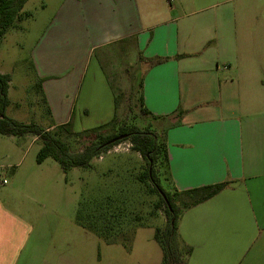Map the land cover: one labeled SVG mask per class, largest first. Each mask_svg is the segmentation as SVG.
Masks as SVG:
<instances>
[{
    "label": "crops",
    "instance_id": "0c3cea01",
    "mask_svg": "<svg viewBox=\"0 0 264 264\" xmlns=\"http://www.w3.org/2000/svg\"><path fill=\"white\" fill-rule=\"evenodd\" d=\"M130 46L138 60H163L141 67L140 94L146 117L157 118L165 190L230 183L180 214L178 240L191 249L186 264H264V0H63L31 52L52 120L44 129L73 114L58 93L59 74H47L55 70L47 58L74 54L76 102L89 57L112 47L125 54ZM27 137L38 141L0 139V168L13 169V178L25 172L30 190L38 186L27 182H40L48 159L24 167ZM3 182L0 264H67L66 237L41 232L44 219L35 224L16 212L20 188Z\"/></svg>",
    "mask_w": 264,
    "mask_h": 264
},
{
    "label": "rangeland",
    "instance_id": "374dc122",
    "mask_svg": "<svg viewBox=\"0 0 264 264\" xmlns=\"http://www.w3.org/2000/svg\"><path fill=\"white\" fill-rule=\"evenodd\" d=\"M62 1L27 0L21 10L20 21H16L15 27L9 29L0 40V70L11 76L9 103L5 110V116L9 119L24 124L33 122L42 128L52 124L47 115V106L42 102V93L37 90L38 78L31 64V52L45 30L52 26L54 19L57 20ZM121 50L119 47L107 48L89 57L91 62L76 102L74 54L67 51L61 57L56 54L46 59L55 65V70L47 74H59L57 78L62 83L57 85L58 93L66 95L67 100L64 102L71 105L72 131L82 132L95 128L110 122L114 116V122L102 129L100 134H116L119 127L130 125L141 130L147 126L158 129V124L152 123L140 111V71L145 66L140 64L131 46L125 54ZM63 62H66L65 67L60 66ZM84 110L88 113H83ZM58 134L74 152L90 142L89 139L69 137L63 131ZM0 139L6 141V138ZM25 141L30 150L24 167L29 160L35 161L40 148L38 141L32 142L29 137ZM44 165L40 182H27L28 185L38 186L37 189L32 186L30 190L23 187L25 172H22L24 177L20 174L13 178V169L0 168V182L5 180L7 186L14 183L20 188L13 198L16 207L13 205L12 208L16 212L35 224L40 218L44 219L45 225L41 232L66 237L67 264H161L162 252L153 234L155 228L162 229L165 225L163 209L154 210L157 195L149 194L147 188L135 182L145 163L131 151L128 141L111 148L102 155L101 160L93 159L85 169L72 168L64 174L52 159H48ZM157 167L161 169L160 164ZM118 185L124 191L133 193V204L120 210L121 219L129 225L121 233L131 236L134 226H143L136 230L126 248L120 243L104 244L94 234L82 229L75 220L80 199H100L114 195ZM160 185L166 189L164 181L161 180ZM128 197L131 199V194L126 199ZM135 217L140 219L138 223L133 222Z\"/></svg>",
    "mask_w": 264,
    "mask_h": 264
},
{
    "label": "trees",
    "instance_id": "16d2710c",
    "mask_svg": "<svg viewBox=\"0 0 264 264\" xmlns=\"http://www.w3.org/2000/svg\"><path fill=\"white\" fill-rule=\"evenodd\" d=\"M26 2L27 0H0V40L9 29L15 27L16 21H20L22 18L21 10ZM162 61V59H143L139 56V62H142L146 68ZM9 82V75L0 74V136L16 139L24 136L35 137L40 142V148L35 159L37 164H42L46 159H52L65 174L72 168L85 169L93 159H100L114 146L125 141L129 142L131 151L139 155L145 163L143 171H140L141 173L135 182L138 183L137 185L147 188L149 194L157 195V202L153 205L154 210L163 209L165 225L162 229L155 228L153 234V238L162 252L161 264H186L191 249L178 240L176 225L180 214L211 199L230 183L222 182L192 189L179 193L178 197L175 198V194L167 192L160 185L161 180L164 182L167 180L164 145L160 140L159 133L152 127L147 126L141 130L136 126H121L116 134H100L102 129L109 127L114 122L115 116L106 124L82 132L72 131L70 122L56 126L52 130H45L33 122L20 123L5 116V110L9 103L7 98ZM37 90L42 93L41 79H38ZM139 90L141 92V82ZM42 96V102L46 104L43 93ZM139 103L141 113L144 116H150L143 107L141 94ZM47 115L50 116L48 106ZM149 118L151 120L157 119L156 117ZM59 131H63L69 137L89 139L90 142L78 151H71L66 141L58 134ZM119 137L122 138L119 139ZM157 164H160L161 169L157 167ZM128 193L131 194V199L130 197L126 199ZM129 204H133V193L124 191L118 185L114 195L100 199H80L75 220L82 229L94 234L104 244L120 243L126 248L127 244L132 241L136 230L143 227L134 226L131 229V236L124 235V232L121 233L129 225L121 219L120 210ZM139 221L138 217L133 219L134 223ZM115 236L117 237L115 238Z\"/></svg>",
    "mask_w": 264,
    "mask_h": 264
},
{
    "label": "built area",
    "instance_id": "2783aa9c",
    "mask_svg": "<svg viewBox=\"0 0 264 264\" xmlns=\"http://www.w3.org/2000/svg\"><path fill=\"white\" fill-rule=\"evenodd\" d=\"M168 2H169V3H171V2H172V0H168ZM3 183H5V182H3Z\"/></svg>",
    "mask_w": 264,
    "mask_h": 264
},
{
    "label": "water",
    "instance_id": "95a60500",
    "mask_svg": "<svg viewBox=\"0 0 264 264\" xmlns=\"http://www.w3.org/2000/svg\"><path fill=\"white\" fill-rule=\"evenodd\" d=\"M122 137H119V139H121Z\"/></svg>",
    "mask_w": 264,
    "mask_h": 264
}]
</instances>
